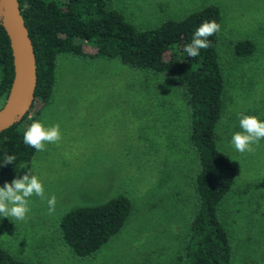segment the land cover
Masks as SVG:
<instances>
[{
  "label": "rangeland",
  "instance_id": "obj_1",
  "mask_svg": "<svg viewBox=\"0 0 264 264\" xmlns=\"http://www.w3.org/2000/svg\"><path fill=\"white\" fill-rule=\"evenodd\" d=\"M210 4L222 13L217 51L224 105L216 141L237 167L219 217L233 245L231 264H264V139L254 153H240L230 142L241 131L240 113L264 122V0H113L109 7L144 29ZM242 38L255 51L238 60L232 45ZM38 121L58 123L62 139L0 172V187L32 169L45 195H55L56 210L50 215L47 200L33 195L25 220L0 217V246L27 264H174L197 204L187 108L174 84L118 60L62 54ZM117 194L131 203L123 227L93 257L72 256L59 234L60 216Z\"/></svg>",
  "mask_w": 264,
  "mask_h": 264
},
{
  "label": "trees",
  "instance_id": "obj_2",
  "mask_svg": "<svg viewBox=\"0 0 264 264\" xmlns=\"http://www.w3.org/2000/svg\"><path fill=\"white\" fill-rule=\"evenodd\" d=\"M113 0H19L36 59L34 101L19 122L0 132V172L30 162L36 150L23 142V133L52 99L57 58L118 60L132 69L163 75L172 82L187 108L188 141L196 155L193 187L195 210L185 221L184 239L174 264H231L234 253L219 217V205L230 191L237 167L218 148L216 127L224 105V76L217 51L218 33L210 46L190 58L184 47L204 21L221 26L218 5L210 4L181 19H166L155 27L137 28ZM255 44L235 41L232 55L245 60ZM8 37L0 24V102L3 105L13 76ZM15 156L4 164V156ZM131 212L127 196L117 194L97 205L77 206L58 222L62 242L72 256L87 259L117 234ZM0 264H27L0 246Z\"/></svg>",
  "mask_w": 264,
  "mask_h": 264
},
{
  "label": "clouds",
  "instance_id": "obj_3",
  "mask_svg": "<svg viewBox=\"0 0 264 264\" xmlns=\"http://www.w3.org/2000/svg\"><path fill=\"white\" fill-rule=\"evenodd\" d=\"M216 21H204L193 33L191 41L184 47L190 58L199 56L201 49L210 46L208 37L220 31ZM239 127L241 131L234 132L231 144L240 153H254L261 139H264V122L256 116L239 114ZM62 139L60 125L53 124L45 127L40 121H33L23 133V142L34 148L37 152L45 151L46 143H57ZM15 156L5 155L4 164H13ZM25 167V166H24ZM22 167V168H24ZM35 195L41 200H47L49 214L55 213L56 197L45 195L42 182L32 173V169L22 178H15L11 183L0 187V217L15 218L23 221L26 219L29 208V198Z\"/></svg>",
  "mask_w": 264,
  "mask_h": 264
},
{
  "label": "water",
  "instance_id": "obj_4",
  "mask_svg": "<svg viewBox=\"0 0 264 264\" xmlns=\"http://www.w3.org/2000/svg\"><path fill=\"white\" fill-rule=\"evenodd\" d=\"M0 24L10 45L13 76L0 107V132L22 120L34 101L36 59L19 0H0Z\"/></svg>",
  "mask_w": 264,
  "mask_h": 264
}]
</instances>
